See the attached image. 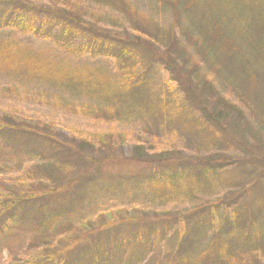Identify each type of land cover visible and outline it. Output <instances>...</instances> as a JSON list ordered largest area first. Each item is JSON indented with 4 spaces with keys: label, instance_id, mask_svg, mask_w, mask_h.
Here are the masks:
<instances>
[{
    "label": "rangeland",
    "instance_id": "rangeland-1",
    "mask_svg": "<svg viewBox=\"0 0 264 264\" xmlns=\"http://www.w3.org/2000/svg\"><path fill=\"white\" fill-rule=\"evenodd\" d=\"M127 1L153 24L172 28L183 46L179 49L210 80L208 93L199 95L206 112L227 113V130L186 128L181 118L170 124L163 117L147 121L130 99L119 115L109 102L108 114L98 115L99 100L63 88L50 77L56 71L47 73L49 78L44 69L15 72L17 63L10 57L0 63V116H19L39 130L36 136L11 132L0 137V264H145L156 256L168 264L166 253L187 234L193 242L185 255L196 258L217 231L227 249L218 252L228 253L232 264L238 259L264 264V212L250 226L251 242L243 239L249 231L242 224L264 207V0H179L177 19L165 5L168 0ZM85 2L75 3L99 17L98 26L112 34L126 25L116 9ZM0 41L12 46L7 44L6 54L36 56L31 62L43 61L49 70L62 63L71 69L100 68L113 77L118 73L110 58L69 56L52 41L15 30L0 29ZM150 71L149 86L139 98L173 109L180 94L171 96L175 86L169 73L160 63ZM72 76L79 83L89 80ZM216 94L228 105L218 103ZM74 140L89 145L65 146ZM142 144L179 159L210 160L212 168L171 179L170 171L155 172L134 159V149ZM54 179L59 184L52 201L44 195ZM26 196L36 199L16 203ZM188 213L202 217L194 223ZM213 215L221 219L220 227ZM165 218L172 227L158 221Z\"/></svg>",
    "mask_w": 264,
    "mask_h": 264
},
{
    "label": "trees",
    "instance_id": "trees-1",
    "mask_svg": "<svg viewBox=\"0 0 264 264\" xmlns=\"http://www.w3.org/2000/svg\"><path fill=\"white\" fill-rule=\"evenodd\" d=\"M46 1H48V5H40L30 0H0V29H11L23 35H32L36 39L52 41L54 45L63 48L69 56L110 58L118 66L117 75L114 77L110 76L100 68L71 69L62 63L58 64V67L53 70H49V65L41 66L43 61H39L36 65H34L35 61L31 62L36 56L29 55L31 57H24L22 55L15 56L16 54L11 53L6 54L5 51L7 52L8 49L7 44H9L6 41H0V51H3L0 63L6 64L10 57H14L17 63L15 72L29 74L30 72L37 73V69H44L45 75L48 76L49 74L47 73L56 71L50 77L56 80V82L58 81L63 88L68 91H82L99 100L98 115L108 114L107 102L116 106L117 111L114 112L119 115L120 111L123 112V109H119L123 107V102L127 103L130 99L129 103L138 109V113L143 115L144 120H154L151 117L161 120L159 117H163V120H167L170 124L177 118H181L186 128L189 126L205 127L206 125H212V127L219 130L224 129L226 132L229 116L227 113H223L222 110L211 112V114L206 112L205 101L201 100L199 95L204 92L208 93L205 85H210V80L201 77V74L197 70L198 65L192 63L187 54L179 49H183V46L179 44L177 35L172 34V28L165 29L153 24L146 14H143L135 5H132L127 0H84V2L87 1L90 4L100 5L108 9H116L126 17V25L120 26L117 29L118 33L112 34V32L107 31V26H105L106 28L98 26L100 24L99 17H92L93 14H89L86 9H82L80 4L75 3L77 0ZM259 1L256 0L257 3ZM87 2L85 3L88 4ZM178 2L179 0H168L165 2V5H169L173 9L176 19L179 17V12H181ZM217 12L225 15V11L223 10H217ZM207 13H210V11H207ZM203 37L205 38V32ZM9 46L12 47L10 44ZM154 63L162 64L165 71L169 73L170 79L175 86L171 96L174 97L175 94H180V97L177 98V105L173 109L172 107H168V105L163 107L162 104L157 105L139 98L142 89L149 86L148 80L152 72L150 70ZM216 68L218 71L222 69L219 61L216 63ZM73 74L87 76L89 78L87 84L79 83L80 81L73 78ZM114 79L116 80L115 82H113ZM211 94H215V92L212 91ZM215 97L218 103L228 105L227 101L219 95L216 94ZM230 108L229 105L228 109ZM28 126L30 125L27 124L26 120L19 116L1 115L0 137L2 138L6 133L11 132L15 134L34 133L33 136L38 135L39 129L34 131V129ZM237 128L240 130L239 127ZM152 133L151 131L150 135L154 137L155 135ZM43 137L45 142L49 139L46 137V133L43 134ZM57 142V147L63 149L65 146L72 149V144H74L73 147L78 149L89 145V142L86 140H81L77 144L74 143L75 140L67 142L64 147L61 146V142ZM147 143L151 144L150 142ZM52 144L55 145L54 143ZM90 146L92 145L90 144ZM139 147L134 149V159L153 166L152 170L155 172L161 170L163 172L170 171L172 174L170 176L171 179L177 174H181L183 177L188 173L205 172L207 171L206 168L210 167L211 164L210 160L204 161L202 159L199 161L197 158L185 157L179 159L175 156L172 157L166 155L168 154L167 151L152 152L146 149L143 144L139 145ZM57 154L59 155L60 153L58 152ZM173 163L174 165H172ZM173 166L175 168H172ZM110 179L108 177L105 180L110 181ZM93 181L94 178L89 182ZM58 184L56 179L51 180L49 191L47 190L44 196L53 197V195L57 194ZM53 198L52 201L55 200ZM34 199L36 197L26 196L19 198L16 203L27 204V202ZM263 212L264 207L252 211L250 216H248V220L242 221V224L245 226L244 228L249 231L251 224L257 222V217L262 215ZM195 215L196 213H188L186 218L197 223L201 219L202 214ZM179 218L188 224V220H184L183 216L179 215ZM217 218L218 215H213L211 219L217 220L220 227L221 219ZM164 220L166 218L163 220L158 219L164 225L167 224L172 227V223H166ZM219 235L220 233L217 231L214 234L210 247L207 250L205 248L201 250L196 258H191L185 254L187 248L192 245L193 235L187 234L186 239L183 238L175 244L171 251L166 253L167 263L232 264L233 261L228 260V253L222 254L218 252L221 249L227 250L223 248ZM253 237L254 234L249 231L248 237L245 235L243 239L251 242ZM255 255H258V253H255ZM162 261L163 259L160 256H156V258L148 260L145 264H162ZM242 262L243 260L239 261L238 259L237 264H242Z\"/></svg>",
    "mask_w": 264,
    "mask_h": 264
}]
</instances>
